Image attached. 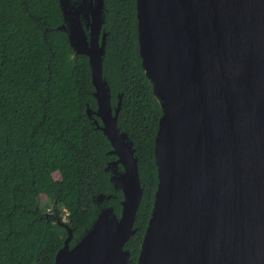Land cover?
I'll list each match as a JSON object with an SVG mask.
<instances>
[{"label": "water", "instance_id": "95a60500", "mask_svg": "<svg viewBox=\"0 0 264 264\" xmlns=\"http://www.w3.org/2000/svg\"><path fill=\"white\" fill-rule=\"evenodd\" d=\"M75 54L88 57L96 108L111 145L106 163L120 213L103 205L53 264H129L143 186L132 139L118 124L103 75L104 0L85 24L58 0ZM139 54L162 114L154 138L157 185L136 264H264V0H135ZM100 193L97 201L109 198Z\"/></svg>", "mask_w": 264, "mask_h": 264}, {"label": "trees", "instance_id": "16d2710c", "mask_svg": "<svg viewBox=\"0 0 264 264\" xmlns=\"http://www.w3.org/2000/svg\"><path fill=\"white\" fill-rule=\"evenodd\" d=\"M104 5L103 75L112 105L122 93L118 124L136 148L143 186L125 245L136 264L157 185L162 110L141 65L135 0ZM62 22L58 0H0V264H53L67 235L57 219L73 245L101 206L120 213L122 193L105 170L116 156L86 113L96 108L88 57L75 54L56 28ZM100 193L110 197L97 201Z\"/></svg>", "mask_w": 264, "mask_h": 264}, {"label": "flooded vegetation", "instance_id": "af4514ba", "mask_svg": "<svg viewBox=\"0 0 264 264\" xmlns=\"http://www.w3.org/2000/svg\"><path fill=\"white\" fill-rule=\"evenodd\" d=\"M88 2H89L88 0H70V3L74 11L73 14L74 13L77 14L80 17L83 24H85L84 14L87 11L86 9L88 7Z\"/></svg>", "mask_w": 264, "mask_h": 264}, {"label": "rangeland", "instance_id": "374dc122", "mask_svg": "<svg viewBox=\"0 0 264 264\" xmlns=\"http://www.w3.org/2000/svg\"><path fill=\"white\" fill-rule=\"evenodd\" d=\"M54 175L57 176V173H54ZM41 201H42V204L45 203L46 198L45 197H42V200Z\"/></svg>", "mask_w": 264, "mask_h": 264}]
</instances>
